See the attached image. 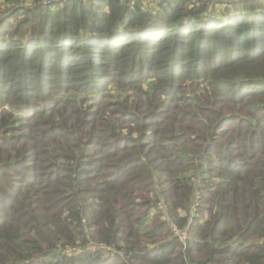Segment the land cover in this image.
Returning <instances> with one entry per match:
<instances>
[{
	"label": "trees",
	"instance_id": "trees-1",
	"mask_svg": "<svg viewBox=\"0 0 264 264\" xmlns=\"http://www.w3.org/2000/svg\"><path fill=\"white\" fill-rule=\"evenodd\" d=\"M0 264H264V0H0Z\"/></svg>",
	"mask_w": 264,
	"mask_h": 264
},
{
	"label": "built area",
	"instance_id": "built-area-1",
	"mask_svg": "<svg viewBox=\"0 0 264 264\" xmlns=\"http://www.w3.org/2000/svg\"><path fill=\"white\" fill-rule=\"evenodd\" d=\"M44 4H49L52 2V0H43ZM198 205V202L197 201H194L191 206H190V213H191V216L189 217V220H188V224L186 225L185 228L181 229L179 227H177L176 225H174L173 223H171L169 225V229L171 231V234L178 238L181 242H184L186 239H187V235L189 234V230H188V227H189V223L191 222L192 220V214L194 213V211L196 210V207Z\"/></svg>",
	"mask_w": 264,
	"mask_h": 264
},
{
	"label": "rangeland",
	"instance_id": "rangeland-1",
	"mask_svg": "<svg viewBox=\"0 0 264 264\" xmlns=\"http://www.w3.org/2000/svg\"><path fill=\"white\" fill-rule=\"evenodd\" d=\"M56 1H58V0H56ZM208 179H210V178H208ZM153 212V210H151V213ZM92 244L90 243V246H91Z\"/></svg>",
	"mask_w": 264,
	"mask_h": 264
},
{
	"label": "crops",
	"instance_id": "crops-1",
	"mask_svg": "<svg viewBox=\"0 0 264 264\" xmlns=\"http://www.w3.org/2000/svg\"><path fill=\"white\" fill-rule=\"evenodd\" d=\"M154 1V0H153Z\"/></svg>",
	"mask_w": 264,
	"mask_h": 264
}]
</instances>
